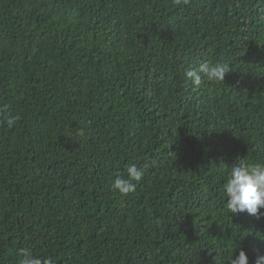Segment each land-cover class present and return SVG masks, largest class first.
I'll return each instance as SVG.
<instances>
[{
    "label": "trees",
    "instance_id": "16d2710c",
    "mask_svg": "<svg viewBox=\"0 0 264 264\" xmlns=\"http://www.w3.org/2000/svg\"><path fill=\"white\" fill-rule=\"evenodd\" d=\"M204 62L230 64L224 83L186 79ZM4 105L0 264L264 253V216L224 199L230 168L264 163V0H0Z\"/></svg>",
    "mask_w": 264,
    "mask_h": 264
},
{
    "label": "clouds",
    "instance_id": "9594fccd",
    "mask_svg": "<svg viewBox=\"0 0 264 264\" xmlns=\"http://www.w3.org/2000/svg\"><path fill=\"white\" fill-rule=\"evenodd\" d=\"M180 3H188V0H175ZM230 64L211 65L208 62L200 64L197 68L185 72L186 79L199 87L205 80L209 83H224V78L229 73ZM7 105L0 106V112L7 110ZM16 118L9 115L7 125L12 127ZM144 172L135 163L127 166L126 177L117 175L112 182V190L122 197L136 191L137 183L142 180ZM133 181L137 182L134 183ZM227 197L226 208L228 214L236 215L246 213L260 218L264 216V163L248 167L240 165L230 168L228 179L224 189V199ZM21 259L19 264H53L51 257L37 258L31 249L20 250ZM228 264H249L246 252L241 248L234 258L231 256ZM253 264H264V253L258 252Z\"/></svg>",
    "mask_w": 264,
    "mask_h": 264
}]
</instances>
